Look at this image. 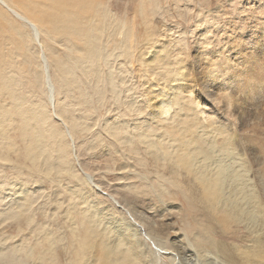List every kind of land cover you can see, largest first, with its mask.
I'll use <instances>...</instances> for the list:
<instances>
[{"label": "rangeland", "instance_id": "1", "mask_svg": "<svg viewBox=\"0 0 264 264\" xmlns=\"http://www.w3.org/2000/svg\"><path fill=\"white\" fill-rule=\"evenodd\" d=\"M6 1L36 21L53 87H56L55 100L50 103L38 44L27 25L0 4V11L6 15H0V64L10 58L14 63L10 71L17 81L14 101L0 90V119L11 120L0 125V133L3 132L0 135V264H64L57 245L60 224L68 216L77 218L88 206L106 210L111 217L119 215L118 207L89 181L93 180L120 201L123 194L157 199L163 190L162 201L169 204L168 198H171L177 202L166 187L159 186L158 170L143 148L132 140L131 145L141 158L138 161L127 150L123 151L127 146L121 145L109 132L112 124L120 131L129 128L130 112L137 108L140 118L147 122L149 111L160 98L168 95L170 84H181V89L189 92L185 98L190 99V112L201 121L209 115L216 123L235 127L230 130L237 129L238 125L253 126V116L264 123V97L253 102V92L264 88L253 84L254 78L264 76V50L254 47L255 39L264 37V0L81 1L85 9L90 8L91 16H80L78 29L93 27L97 31L94 42L101 53L94 64L85 62L86 66L75 64L72 38L63 36L55 23H50L51 28L45 30L51 22L49 19L38 22L33 17L44 9L41 0L32 10L33 16L23 12L20 1ZM20 30L24 31V40L16 34ZM66 67L71 74L68 81L72 79L74 86L67 87L60 80ZM82 67L87 69L88 76ZM7 68L1 66L0 75ZM34 73L39 74V80L35 81ZM94 73L92 77L90 74ZM203 80L208 85H202ZM179 104L182 112L177 111V104H170L172 108L164 117L175 114L173 121L177 122L185 117L177 112L188 115L184 99ZM215 108L220 112L214 111ZM57 113L64 120L67 132ZM21 115H28L31 125L37 123L35 131L44 139L43 149L53 169L40 170L23 155L26 141L21 135ZM49 130L55 131V141ZM245 154V157L250 155ZM83 171L91 175L89 181ZM20 192L24 195L16 197ZM26 199L31 205L28 214L17 206ZM177 210L178 207L169 209L172 212L169 221L173 220L175 225ZM50 246L54 252L58 251L55 263L51 260L54 252L46 250Z\"/></svg>", "mask_w": 264, "mask_h": 264}, {"label": "bare ground", "instance_id": "2", "mask_svg": "<svg viewBox=\"0 0 264 264\" xmlns=\"http://www.w3.org/2000/svg\"><path fill=\"white\" fill-rule=\"evenodd\" d=\"M21 1L23 0L17 2L20 3L23 12L33 16L34 13L31 12L39 5V0H24L22 3ZM41 1L44 3L42 9L44 11L41 10L40 14L36 13L33 17L38 22L49 19L51 22L48 23L49 26H45V30H49L51 24L55 23L63 36L74 40L72 51L75 54L72 57L76 59L75 64L80 66H86L85 62L89 65L94 64L101 54L99 46L94 42L97 31H94L93 27L78 29L80 16L90 12L89 7L87 10L80 4L84 0ZM0 4L30 29L32 38L39 48L47 99L53 103L56 86L53 87L36 21L24 16L6 0H0ZM55 12L57 15L52 14ZM0 15L6 17L1 11ZM85 19L88 20V16ZM16 34L24 40L23 30L16 31ZM254 47L264 50V37L255 39ZM221 61L223 64V60ZM13 64L10 58L5 60L4 64L3 62L0 64V67L4 66L5 69L8 67L7 71L0 75V90L5 91L14 101L17 81L10 71ZM65 69L66 72L61 73L60 80H63L67 87L76 85L72 79L71 82L68 81L70 68ZM216 70L218 72V69ZM82 71L88 76L86 68ZM90 75L93 77L95 73ZM33 76L35 81L39 80L38 73H34ZM263 77L254 78V86L264 87ZM111 82L113 84V80ZM207 82L203 80L202 85H208ZM180 85L168 86V95L160 98L158 104L149 111L147 122L140 118V110L138 113L137 108L130 112L132 123L129 128L125 127L120 131L114 124L109 127L110 134L114 135L121 145L127 146L128 149L123 151L127 150L129 156L138 161L141 159L131 145L133 139L143 148L144 153L155 163L156 171L158 170L159 186L166 187L177 202H173L171 198H168L169 204L162 201L160 194L163 190L157 194L159 197L155 196L157 199H152L149 195L126 193L127 195H122L121 202L110 193L104 192L92 182V179L89 181L91 175L83 171L85 179L118 207L119 215L111 217L106 210H96L88 206L78 213L77 218L68 216L60 224L57 245H60L59 254L64 264H264V123H260L257 116H253V126L238 125L237 129L230 130L235 127L228 124L232 126L229 128L226 127L227 124L216 123L214 117L209 115L201 121L198 115L190 112L192 110L190 99L185 98L189 92L182 90ZM262 97L264 88L253 92V102ZM183 99L189 114L177 112V115L185 116L177 122L173 121L174 113L170 118H165V113L170 111L174 104L178 105L177 111H181L179 102ZM53 107H56L55 104ZM214 111L220 112L216 108ZM253 113H257L254 108ZM190 114L192 116H189ZM28 117L21 115L19 121L22 123L21 135L26 141L23 155L40 170L53 169V163L49 161L50 157L43 149L44 139L35 131L37 123L31 125ZM56 117L64 123L58 113ZM2 119L3 117L0 119V125L5 122L1 121ZM10 122L8 119L5 123ZM66 127L65 124L67 132ZM54 129L59 135V131ZM50 130L51 138L55 141L57 138L55 131ZM245 153L250 154L249 157H245ZM20 195L23 196L24 193L20 192L16 197ZM25 204L28 205L27 208ZM29 205L27 199L17 204L21 209L27 210V214L31 212L28 211L31 206ZM171 207H178L177 225L173 220L169 221ZM46 250L54 252L52 246ZM57 252L51 253V260L54 263L59 258ZM37 258L43 260L44 256Z\"/></svg>", "mask_w": 264, "mask_h": 264}]
</instances>
